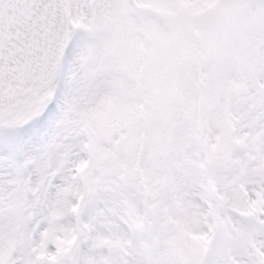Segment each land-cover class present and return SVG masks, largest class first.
Instances as JSON below:
<instances>
[{"label":"snow or ice","instance_id":"1","mask_svg":"<svg viewBox=\"0 0 264 264\" xmlns=\"http://www.w3.org/2000/svg\"><path fill=\"white\" fill-rule=\"evenodd\" d=\"M0 264H264V0H0Z\"/></svg>","mask_w":264,"mask_h":264}]
</instances>
